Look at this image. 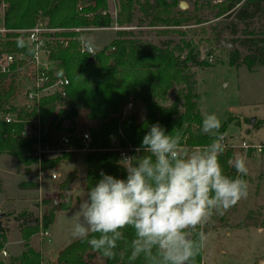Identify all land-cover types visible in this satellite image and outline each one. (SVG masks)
Listing matches in <instances>:
<instances>
[{"label": "trees", "instance_id": "1", "mask_svg": "<svg viewBox=\"0 0 264 264\" xmlns=\"http://www.w3.org/2000/svg\"><path fill=\"white\" fill-rule=\"evenodd\" d=\"M77 1L10 0L5 25L15 29L32 27L42 15L48 18L52 27L64 29L110 26L109 15L101 13L106 11L105 0H85L80 13L76 10ZM213 1L190 0L192 11H181V0H117L118 25L134 29L116 31L110 43L93 55V60L88 54L79 51L76 40H71L67 48H58L54 52L58 73L69 80L67 98L63 103L57 97H45L41 104L40 119L47 131L68 133L74 147H80L75 134V120L79 113L83 111L87 120L97 123L88 129L91 146L95 150L85 154L87 192L101 178V171L117 178L126 177L118 153L109 149L112 138H116L121 146L129 143L139 147L150 125L157 122L165 128L166 133L179 131L189 148H201L213 138L201 131L203 115L199 108L196 74L193 71L195 67H207L210 64L200 58L198 46L187 38L185 31H179L178 28L206 23L201 13L209 11L212 19H223L212 28L214 41L223 33L230 37L229 65L245 66L249 70L264 66V0H222L219 4ZM64 34L72 35L71 32ZM152 34L158 37L157 41L148 39ZM175 35L179 39H175ZM171 90L173 93L169 98ZM11 96L10 90L0 91V108L9 104ZM128 101H133L137 109L141 108L140 118L137 113L122 117V109ZM28 115L19 113L20 117ZM66 121H70V125H66ZM260 123L264 124V119ZM226 128L225 121L220 133ZM22 130V123H7L0 118V154H8L27 167L36 163V157L31 155L33 140L22 136ZM44 137L49 139L47 135ZM231 154L232 150L225 148L220 162L225 173L235 177L238 175L236 169L228 163ZM70 155L71 152H63L42 158V168L53 169ZM243 178L246 180L245 176ZM24 183L21 181L19 187ZM69 183L70 178L61 185L66 188ZM27 184L37 188V183L29 181ZM68 207L69 201L52 205L45 214L44 225L50 226L56 210ZM7 216H12L18 223L25 248L9 264H40L39 253L29 244L37 230V226L32 224V211L0 215V251L7 241ZM133 235L131 228L125 229L129 241ZM117 253L115 259L105 258L95 252L86 240L77 239L58 253L57 260L60 264H90V258L99 256L103 258L104 264H129L128 252L123 243ZM202 254L203 250L196 264H203ZM88 257L89 260H86ZM0 264L7 263L0 259ZM135 264H143V261L137 260Z\"/></svg>", "mask_w": 264, "mask_h": 264}, {"label": "clouds", "instance_id": "2", "mask_svg": "<svg viewBox=\"0 0 264 264\" xmlns=\"http://www.w3.org/2000/svg\"><path fill=\"white\" fill-rule=\"evenodd\" d=\"M221 121L206 114L201 131L213 138L201 148H189L177 131L166 133L150 125L136 156L122 154L125 178L101 171L72 215V237L115 259L123 243L129 264H196L206 242L203 226L214 214L229 209L248 195L244 157L231 163L238 173H225ZM133 230L129 241L125 229ZM123 259V255H121Z\"/></svg>", "mask_w": 264, "mask_h": 264}, {"label": "rangeland", "instance_id": "3", "mask_svg": "<svg viewBox=\"0 0 264 264\" xmlns=\"http://www.w3.org/2000/svg\"><path fill=\"white\" fill-rule=\"evenodd\" d=\"M181 1L188 5L186 10L192 11L190 0ZM221 1L215 0L213 3L219 4ZM106 6V9L110 12L117 9V5L114 6L111 3H107ZM211 15L212 13L210 14L209 11H204L201 13V16L205 17L206 23L180 27L178 30L185 31L187 38L195 42L200 55H207L208 53L213 55V61L211 63L208 62L210 66L195 67L193 69L196 74V88L199 93V108L203 117L206 114L215 113L219 117L221 125L225 121L227 122V128L222 132L225 137L224 140L231 141V143L236 145L234 148H230L232 154L228 159V163L230 167L235 169L231 161L241 156L245 158L247 165V175L245 177L248 183V195L229 209L214 214L209 222L203 226L207 239L202 249V262L204 264H257L260 258V260H264V152L260 154L245 152L238 145L241 140L254 143L264 142V124L260 123L264 119V67L257 71H249L245 66H230L228 59L229 48L216 47L214 41L215 34L212 31L214 24L223 19L222 17L212 19ZM46 20L49 23L48 18ZM115 34L116 30L102 29L90 31L85 34V37L94 47L102 49L110 43ZM174 37L175 39H179L178 35ZM221 38L230 42V37L226 33H223ZM148 39L157 41L158 37L152 34ZM172 93L173 90H171L169 98L172 97ZM15 98L18 97L16 96ZM11 102L12 100H9L10 105ZM141 111L140 107L138 109L137 107L135 108V113H137L139 118L142 116ZM254 117L255 121L251 124V119ZM75 123L80 131L95 127L97 124L94 121L87 120L83 111L79 113ZM65 124L70 125V121H66ZM28 130L31 131L29 128ZM74 153L77 156L74 164L65 162L69 160L65 159L56 168L60 171H71L74 170L72 165H75L76 170L74 171H79V176L82 178L83 168L86 167V152ZM21 174L28 175L23 165L17 166L14 157L10 155L0 156V180L3 185L2 191H0L1 210L4 211L7 208L18 209L21 207L18 197L22 196L24 192L19 190L17 186V183L23 180ZM236 174L238 173L236 172ZM69 178L71 179V175H68L65 179L64 176L58 177L52 183L47 184V190L42 189L43 197L47 203L46 211L52 205L69 201L71 194L69 193L68 186L64 188L61 185L63 181ZM29 195L32 200L29 199L28 202L32 203L33 201L35 206V192H30ZM78 195L81 194L78 193ZM79 197L78 201L75 199L73 202L75 209L70 214L61 213L51 229L52 239L47 244L48 247L54 250L53 255L50 256L51 260L55 259L54 257L58 250L75 240L71 234L72 215L78 207L79 202L84 199L82 196ZM34 209H32L33 212ZM8 213H10L9 210L4 214ZM262 226L263 229L261 231L258 230ZM17 237H19L18 232L12 226L8 240L14 241ZM5 244L3 247L6 248L9 255L5 258L0 255V259L6 261L7 264H9V261L17 259L25 251L22 241L19 244ZM29 244L31 246L30 241ZM33 244L35 245V243ZM45 259L47 260V258ZM90 259L89 257L86 258V260L90 261V264H104L103 258L99 256Z\"/></svg>", "mask_w": 264, "mask_h": 264}, {"label": "built area", "instance_id": "4", "mask_svg": "<svg viewBox=\"0 0 264 264\" xmlns=\"http://www.w3.org/2000/svg\"><path fill=\"white\" fill-rule=\"evenodd\" d=\"M9 1L0 0V91L10 90L12 102L11 105L7 104L0 108V118L7 123H22L24 127V130L21 131L22 136L33 140L31 155L36 157L34 166L38 185L32 217V224L37 226V230L33 235L38 241L37 252L40 255V264H60L57 258L46 260L44 257V245L51 242L52 234L50 226L44 225L47 203L42 194L44 176L57 179L59 174L53 169H43L41 161L42 158L53 157L63 152H89L95 148L91 146V136L88 129L80 131L77 127L75 128L80 147H74L72 138L68 133L60 130L49 132L42 126L40 110L43 99L47 96H53L65 103L67 98L69 80L65 75L58 73L57 61L53 58V54L56 49L67 48L71 40H76L79 51L93 57L99 49L94 47L85 37L86 33L102 29L118 31L134 28L118 25V9L113 12L107 9L101 12L102 15H109L111 20L109 27H73L69 29L52 27L46 18L40 15L32 27L9 28L5 25ZM105 1L114 6L117 5V0ZM83 2L85 0L77 1L76 10L78 13L83 10ZM65 32H71L72 35H65ZM200 58L209 63L213 61V55L210 53L202 54ZM16 96L18 98H15ZM135 108L136 105L133 101H128L122 109V117L135 113ZM19 113L29 115L20 117ZM45 135L49 139H45ZM224 144L225 148L236 146L227 140H224ZM238 146L245 152L254 154L264 152V142L254 143L241 140ZM137 148L129 143L126 146H121L116 138H112L109 149L116 151L118 159L121 161L122 154L127 156L138 154ZM0 254L7 256V251L1 249Z\"/></svg>", "mask_w": 264, "mask_h": 264}, {"label": "crops", "instance_id": "5", "mask_svg": "<svg viewBox=\"0 0 264 264\" xmlns=\"http://www.w3.org/2000/svg\"><path fill=\"white\" fill-rule=\"evenodd\" d=\"M240 67V66H239ZM262 67H264V66H258V67H256V68H254V69H252L253 71H257L258 69H260V68H262ZM249 70V69H248ZM252 70H249V71H252ZM90 121V120H89ZM255 121V117L253 118V122ZM95 122V121H94ZM253 122L251 123V124H253ZM257 131V130H256ZM255 131V132H256ZM3 155H8V154H0V156H3ZM9 156V155H8ZM77 156H76V154L74 153V152H72L71 153V155H70V157H68V158H66V160L67 159H69V160H67V161H65V159H64V161L65 162H67V163H70V164H74V162H75V160L77 159L76 158ZM16 160V159H15ZM85 162V161H84ZM16 163H17V166L19 167V166H21V164H19L17 161H16ZM60 164V163H59ZM86 164V167L85 168H83V177L81 178V176H79V171L78 172H76V171H74V170H76L75 169V165H72V168L74 169V170H71V171H65V170H62V171H60L59 169L57 170V168L55 167V168H53V170L54 171H56L58 174H59V177H61V176H64V179L66 178V177H68V175H71V179H70V183H69V185H68V190H69V193L71 194V197L69 198V207L67 208V209H65V210H61V209H58V210H56L55 211V213H54V218H53V222L50 224V229H52V227L54 226V224H55V222L58 220V218H59V215L61 214V213H64V214H70L75 208H74V206H73V202L75 201V199L78 201L79 200V196H82V198H86V196H87V190L85 189V175H86V168H87V163H85ZM23 167H24V170H25V172H27L28 173V175H22L21 174V177H23V180H21V181H23V182H26V183H24V185L22 186V187H19V183L21 182V181H19L18 183H17V186H18V189L19 190H21L22 192H24L23 193V195L22 196H20V197H18V200L20 201V203H21V207L20 208H18V209H8L7 208V210L5 209L4 211L3 210H1L0 209V215H2V214H4L5 212H8V210H9V212L10 213H19V212H22V211H24V210H29V211H32L33 212V210L32 209H34V203H33V201H32V203H29L28 201H29V199H31V197H30V192H35V194H36V197H37V188H38V185H37V188H31V186L29 185V184H27V182H34V183H37V177H36V174H35V171H36V169L34 168L35 166L33 165V168H34V170H33V168H32V165L31 166H27V167H25L24 165H23ZM58 167V166H57ZM60 167V166H59ZM29 173H30V175H29ZM66 176V177H65ZM53 180H55V179H50L48 176H44V179H43V182H42V189L44 188V189H46V187H47V184H49V183H52L53 182ZM63 181V180H62ZM61 181V182H62ZM0 182H1V180H0ZM60 182V183H61ZM1 185H2V183H1ZM60 185V184H59ZM2 188H3V185H2ZM4 190V189H3ZM47 190V189H46ZM78 193H80L81 195H78ZM36 197H35V199H36ZM32 200V199H31ZM30 204H31V207H30ZM53 204H55V202H53ZM30 207V208H29ZM7 219H9L8 221H6V224H7V227H8V232H7V241L5 242V243H7V244H5V245H12V244H19L21 241H22V239H21V234H20V232H19V228H18V223L15 221V220H13V218H12V216H7ZM12 224V225H11ZM12 226H14V228L17 230V232H18V236L19 237H17V239L16 240H11V239H9L8 240V235H9V232L11 231V229H12ZM263 229V226L262 227H259L258 228V230H262ZM77 239H75V240H73L72 242H74V241H76ZM30 242H31V246H32V248L35 250V251H37V249H38V241H37V239L35 238V236L34 235H32L31 236V238H30ZM71 242V243H72ZM33 243H35V245L33 244ZM47 245V244H46ZM69 245V244H68ZM50 246V245H49ZM66 247V246H65ZM65 247H63V248H65ZM63 248H61L60 250H58V252L56 253V255H55V259L57 258V255H58V253L63 249ZM3 249H5L6 250V248H4L3 247ZM7 251V250H6ZM53 253H54V250H53V248H51V247H48V245L47 246H44V257L45 258H47L48 260H51L50 259V256L51 255H53ZM1 255V254H0ZM8 251H7V256H4V258L5 257H8ZM3 257V256H2ZM55 259H53V260H55ZM261 259V258H260ZM258 260V262H257V264L258 263H260L261 261H264V260ZM4 261V260H3ZM6 262V261H5ZM204 264V263H203Z\"/></svg>", "mask_w": 264, "mask_h": 264}, {"label": "water", "instance_id": "6", "mask_svg": "<svg viewBox=\"0 0 264 264\" xmlns=\"http://www.w3.org/2000/svg\"><path fill=\"white\" fill-rule=\"evenodd\" d=\"M188 8V5L185 2H180L179 3V9L181 11H185ZM215 46L216 47H223L225 49L230 48L231 47V43L222 39L221 37L217 38L216 42H215ZM90 60H93V57H90ZM253 122V119H251V123ZM264 261H261L258 264H263Z\"/></svg>", "mask_w": 264, "mask_h": 264}]
</instances>
